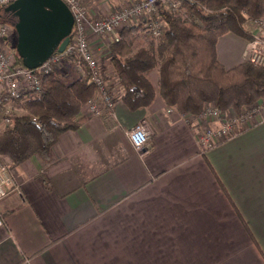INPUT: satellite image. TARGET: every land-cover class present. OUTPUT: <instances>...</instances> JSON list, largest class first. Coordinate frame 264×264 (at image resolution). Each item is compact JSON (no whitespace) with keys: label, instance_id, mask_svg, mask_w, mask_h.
Instances as JSON below:
<instances>
[{"label":"crops","instance_id":"1","mask_svg":"<svg viewBox=\"0 0 264 264\" xmlns=\"http://www.w3.org/2000/svg\"><path fill=\"white\" fill-rule=\"evenodd\" d=\"M83 1L92 20L127 0ZM250 31L264 39L260 26ZM88 33L105 63L110 37ZM250 43L225 33L217 57L233 66ZM149 79L157 89L155 71ZM82 113L47 159L13 166L0 264H264V118L203 149L196 132L209 121L157 91L143 108L117 100L106 116ZM138 122L150 131L140 150L127 135Z\"/></svg>","mask_w":264,"mask_h":264},{"label":"trees","instance_id":"2","mask_svg":"<svg viewBox=\"0 0 264 264\" xmlns=\"http://www.w3.org/2000/svg\"><path fill=\"white\" fill-rule=\"evenodd\" d=\"M10 15L0 8V21L9 22ZM159 15L165 24L160 37L139 21L125 25L118 40L110 42L109 88L118 91L113 102L121 100L135 110L149 104L157 91L167 106L197 116L206 103L239 112L264 96L263 67L249 59L226 67L216 51L225 33L255 38L244 23L246 18L264 22V0L182 1L179 11L160 9ZM153 71L157 89L149 79ZM41 79L44 90L24 92L19 99L23 110L12 113L0 128V154L12 167L32 155L47 159L59 135L83 122L82 107L97 89L84 64L79 68L67 60L54 64ZM110 109L105 106L101 114Z\"/></svg>","mask_w":264,"mask_h":264},{"label":"built area","instance_id":"3","mask_svg":"<svg viewBox=\"0 0 264 264\" xmlns=\"http://www.w3.org/2000/svg\"><path fill=\"white\" fill-rule=\"evenodd\" d=\"M13 0H0V8ZM74 18L70 41L63 52L52 53L38 67L28 68L17 61L15 51L9 43L12 27L0 21V128L10 122V115L23 110L19 103L24 92L39 93L44 90L41 75L51 70L54 64L64 60L81 67L84 64L89 79L97 85L96 91L87 99L86 107L92 114H101L105 106L112 107V96L104 65L95 56L90 46L88 26L99 37L118 40L120 30L127 24L146 21L152 33L160 37L165 24L159 15L160 9L179 11L181 2L195 0H127L116 10L103 17L89 19L83 0H63ZM264 30V22L253 20ZM246 59L264 68V39L254 38L245 51ZM196 117L207 119L197 130V139L203 149L223 141L234 132L264 118V96L251 104L242 106L239 112L222 110L214 103H206L204 110ZM127 135L133 147L140 150L148 141L150 131L143 122L133 125ZM11 160L0 154V225L4 224L1 201L17 190Z\"/></svg>","mask_w":264,"mask_h":264},{"label":"water","instance_id":"4","mask_svg":"<svg viewBox=\"0 0 264 264\" xmlns=\"http://www.w3.org/2000/svg\"><path fill=\"white\" fill-rule=\"evenodd\" d=\"M2 10L15 17L14 48L28 68L38 67L55 51L63 52L70 41L74 18L63 0H13Z\"/></svg>","mask_w":264,"mask_h":264},{"label":"rangeland","instance_id":"5","mask_svg":"<svg viewBox=\"0 0 264 264\" xmlns=\"http://www.w3.org/2000/svg\"><path fill=\"white\" fill-rule=\"evenodd\" d=\"M84 2V1H83ZM123 3H125V2H123ZM121 5V4H120ZM120 5H114V6H111L110 7V10L109 11H113V10H116V8H118ZM7 19H8V21L9 22H7L8 24H10V26L12 27V31H11V35H10V38H9V43H10V45L12 46L13 44H15V41H16V34H15V31H14V28H13V26L11 25V22L13 21V20H10V18H8L7 17ZM244 25L246 26V28L248 29V30H250L251 28H255L257 25L259 26V24L258 23H256V22H254L252 19H248V18H246V21H245V23H244ZM256 25V26H255ZM100 62L104 65V68H105V73H106V75L109 77V74H110V66H108L107 67V65H109V60H107L105 63H104V61H102V60H100ZM108 62V63H107ZM112 90V89H111Z\"/></svg>","mask_w":264,"mask_h":264},{"label":"flooded vegetation","instance_id":"6","mask_svg":"<svg viewBox=\"0 0 264 264\" xmlns=\"http://www.w3.org/2000/svg\"><path fill=\"white\" fill-rule=\"evenodd\" d=\"M15 19V17L11 14L10 15V20H14Z\"/></svg>","mask_w":264,"mask_h":264}]
</instances>
